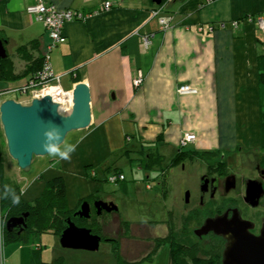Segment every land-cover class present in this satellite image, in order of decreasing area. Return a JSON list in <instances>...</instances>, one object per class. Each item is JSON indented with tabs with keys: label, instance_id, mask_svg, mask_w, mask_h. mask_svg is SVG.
<instances>
[{
	"label": "crops",
	"instance_id": "crops-1",
	"mask_svg": "<svg viewBox=\"0 0 264 264\" xmlns=\"http://www.w3.org/2000/svg\"><path fill=\"white\" fill-rule=\"evenodd\" d=\"M44 1L87 15L65 24L67 41L52 50L51 63L64 90L74 89L75 75L89 85L93 117L91 126L80 130L83 156L79 152L70 161L48 156L43 160L48 161L47 175L41 166L30 180L18 175L15 181L25 201H34L47 180L61 175L70 209L88 197L114 202L109 195L103 198L99 172L89 166L117 151H129L132 141L142 155L141 169H156L157 174L164 165L178 166L171 163L180 150L234 153L262 148L259 57L264 54V31L244 18L264 14V0H167L163 6L171 17L169 29L153 16L158 5L153 0H111L109 10H103L107 0ZM36 2L0 0V38L18 75L28 68L19 48L27 46L37 57L48 43L44 24L26 11ZM233 21L240 23L234 27ZM143 35L150 36L147 47ZM139 75L143 82L136 86ZM29 77L13 81L24 80L22 86ZM183 84L197 91L181 94ZM186 132L196 133L197 140L181 148ZM148 153L160 156L161 163L146 166ZM104 171L123 173L109 160ZM126 180L119 181L121 189H130ZM35 247L42 251L39 243Z\"/></svg>",
	"mask_w": 264,
	"mask_h": 264
},
{
	"label": "rangeland",
	"instance_id": "rangeland-1",
	"mask_svg": "<svg viewBox=\"0 0 264 264\" xmlns=\"http://www.w3.org/2000/svg\"><path fill=\"white\" fill-rule=\"evenodd\" d=\"M23 81H0V91L19 87ZM8 98L19 99L24 103H29L32 100L28 94L19 96L9 93L0 96V104ZM83 135L84 133H81L80 130H76L71 132L66 138L65 141L67 143L76 146L71 156H78L77 154L79 152L83 156L82 146L85 142L83 141L85 138H83ZM78 146L80 148L76 149ZM128 147L129 151L127 152L126 150L122 152L117 151L111 154L112 156L109 155V158L102 160L103 162H96L92 166H89L99 172L100 176L98 179L104 185L103 198L107 199L109 195L114 200V203L119 208L117 216H120L122 220L129 221L130 223L147 222L151 224L149 230L152 236H166L167 226L165 224L167 221H171L175 234L174 241L176 239V242L181 245V254H183V251L189 249L188 246L191 241L197 242L193 229L198 226L201 217V208L199 205L201 194L200 176L203 172L207 171V164L199 159L191 160L187 158L172 169L164 165V169L159 168L157 174L156 169L148 171L144 170V168L141 169L142 155L137 148L136 141L130 142ZM0 150V169H2L5 176H8L12 180L15 181L21 173L27 176L28 180L32 179L31 177L36 174L39 166H41V171L44 170V174L47 175L48 161L43 160L49 158V155L36 157V161L33 163L32 169L29 172H24L19 169L17 162L8 154L6 139L1 124ZM250 152H234L233 167L251 166L254 164L255 158L250 156ZM108 160L123 171L127 178L125 183L129 184L130 189H121L120 184L123 182L111 183L108 181L109 174L104 171V165ZM162 171V176L165 177L164 179L161 178ZM147 174L151 176L150 179H147ZM89 177L91 178L90 175ZM147 184H151V188H147ZM244 189L245 187L242 184L238 190L243 194ZM188 191L190 192V197L189 202H186V193ZM233 196L237 199L245 215L254 219V215L258 210L249 208L242 199L241 194L237 195L236 192H233ZM219 200L221 199L217 198L215 202L217 203ZM79 205L80 202L78 203ZM119 226L117 222L110 225V228L114 231H111L112 236L119 235L116 233L119 231ZM131 233L129 237L123 233L121 240L122 252L129 259L138 257L150 245L148 240L143 238L145 230L141 229L138 225L132 226ZM39 244L42 247L40 260L44 262H52L56 257L62 256L64 258V264H120L115 256L113 242L107 239L101 242L100 248L97 251L68 249L63 248L60 245V241L58 242L52 233L43 232L41 233ZM35 245L33 246L35 247ZM33 246L16 242L6 243L3 253L4 264H32L30 251ZM14 250V255L9 257V253ZM169 251V244H163L152 259L147 258L139 261L125 262L124 264H169ZM186 259L189 264H196L192 258L186 257ZM36 264L41 263L36 261Z\"/></svg>",
	"mask_w": 264,
	"mask_h": 264
},
{
	"label": "water",
	"instance_id": "water-1",
	"mask_svg": "<svg viewBox=\"0 0 264 264\" xmlns=\"http://www.w3.org/2000/svg\"><path fill=\"white\" fill-rule=\"evenodd\" d=\"M163 0H153L161 4ZM8 57L5 41L0 38V60ZM72 107L63 111L61 104L55 101L49 93L34 97L29 103L8 98L0 104V124L6 139L8 154L17 162L19 168L29 172L36 157L47 156L42 149L43 132L51 124L59 125L63 133L62 139L76 130L87 129L92 124L91 91L85 81L78 82L72 90ZM55 142V141H53ZM246 200L255 205L264 193L262 183L251 180L247 184ZM190 192L186 193L189 202ZM97 214L118 210L115 203L103 200L95 201ZM74 215L83 218L91 216L88 201L82 202ZM29 212L21 216L11 217L6 222V229L11 231L16 227L22 230L26 226ZM253 223L242 218L235 212L231 218L227 215L209 217L205 223L195 230L199 236L213 231L227 239L223 252L222 264H264V226L260 234L252 232ZM102 237L91 228L77 225L71 218L59 237L60 245L68 249H83L97 251Z\"/></svg>",
	"mask_w": 264,
	"mask_h": 264
},
{
	"label": "trees",
	"instance_id": "trees-1",
	"mask_svg": "<svg viewBox=\"0 0 264 264\" xmlns=\"http://www.w3.org/2000/svg\"><path fill=\"white\" fill-rule=\"evenodd\" d=\"M166 1L167 0H163L160 5H164ZM19 49L23 53L25 60L28 62L27 70L22 75L16 74L13 62L8 56L7 58L0 60V80H17L27 74H30L31 76L42 68L44 61L43 55L34 57L28 52L27 46H21ZM259 62L262 69L260 74L262 104L261 130L263 142L262 148H264V54L260 55ZM73 79L75 82H80L82 77L80 75H75L73 76ZM227 153V151L221 150H180L172 160L171 165L177 166L187 158L191 160L199 159L200 161L212 164L215 161L219 162V160L222 159V156ZM146 156H148L146 166H154L162 161L160 156H156L152 153H148ZM148 161H151V163H148ZM222 163L224 164L225 161ZM5 185L10 189L7 194L5 193ZM15 197H19L18 202H14ZM83 200L80 201V204ZM75 210L69 208L66 184L63 176L59 175L47 180L41 195L34 201L28 202L23 198L20 183L5 176L2 169H0V212L4 224V245L10 242L22 243L25 245L38 244L40 243L41 233L43 232H52L54 235L60 237L67 225L66 220L72 217ZM25 212H29V216L26 218V226L22 230L15 228L8 231L5 222H7L9 218L21 216ZM113 215L116 217L115 222L120 225L119 231L116 232L119 234L118 236H112V232H114L110 228L112 223L105 220V217H102L101 219L95 218L88 227L96 234H99L103 239L107 238L108 241L113 242L115 256L120 264L147 258L152 259L163 244H169V264H189L186 257L192 258L196 264H221L223 256V241L217 236L211 238L210 242L207 243L198 240L197 242L191 241L188 246L189 249L183 251V254H181V245L176 242V239L174 241L175 234L171 221H167L165 224L167 226L166 236L153 237L149 230L151 224H148L147 222L130 223L129 221L122 220L120 216H117V212ZM134 225H138L141 229L145 230L143 238L148 240L150 245L144 253L136 258L129 259L124 255V252H122L121 240L123 233L125 235L127 234L128 237L131 236L132 226ZM30 255L32 258V264H36V261L41 264H64V258L62 256L56 257L52 262L41 261V251L36 247L31 248Z\"/></svg>",
	"mask_w": 264,
	"mask_h": 264
},
{
	"label": "built area",
	"instance_id": "built-area-1",
	"mask_svg": "<svg viewBox=\"0 0 264 264\" xmlns=\"http://www.w3.org/2000/svg\"><path fill=\"white\" fill-rule=\"evenodd\" d=\"M113 6L111 0H107L103 4V10H109ZM27 13L33 16L37 21L42 22L45 26V31L48 37V43L46 46V51L43 54L44 61L42 68L32 74L26 84L15 87L8 88L0 91V96L6 94L14 95H30L31 98L40 97L45 93L52 95L55 101L61 104L63 111H69L72 107V91L64 90L61 86V76L54 72L51 63V52L52 50L65 43L67 41V36L64 32V27L67 22L73 20H84L87 15L81 10L77 9H60L53 3H47L44 0H37L36 3L30 4L26 8ZM153 16L157 17L161 27L163 29H169L171 27V17L164 13V6L157 5L153 11ZM244 21L254 24L257 28L264 31V14L250 15L244 18ZM239 21H233V26L237 27ZM202 29V28H201ZM210 31H213V26L209 27ZM142 43L144 46H148L150 43V36H141ZM143 82L142 75H139L134 83L136 86H140ZM51 91V92H49ZM178 91L181 94L196 92L197 90L189 85L183 84L179 86ZM20 101L19 99H15ZM22 102V101H21ZM197 135L194 132H186L180 141L181 148L187 147L191 143L195 142ZM125 180V175L120 172L110 174L108 181L111 183H118L119 181ZM6 223V222H5ZM3 219L0 212V264H4V236H3Z\"/></svg>",
	"mask_w": 264,
	"mask_h": 264
},
{
	"label": "flooded vegetation",
	"instance_id": "flooded-vegetation-1",
	"mask_svg": "<svg viewBox=\"0 0 264 264\" xmlns=\"http://www.w3.org/2000/svg\"><path fill=\"white\" fill-rule=\"evenodd\" d=\"M248 151H251L250 156H253L255 158V163L251 166L249 165L243 167H236L237 169L233 167V153H227L226 155L224 154L222 156V159L219 160V162L215 161L212 164H208L207 162L202 161L203 163L207 164V171L203 172L200 176L201 194L199 198V205L201 208V217L198 226L193 229V233L196 235L198 241L204 243L210 242L211 238L215 236L219 237L223 241V252L227 243L226 238L217 235L213 231L202 236H199L195 233V230L201 227L205 223L207 218L218 217L220 215H227L229 218H231L233 214L237 212L242 218L250 220L253 223L252 232L254 234H260L261 229L264 226V193L255 205H252L246 200V189L248 186L247 184L251 180L259 181L260 183H262L264 188V149L257 148ZM224 161L225 163L223 164L222 162ZM242 184L245 187L243 194L241 191L238 190L239 187L242 186ZM233 192H236L237 195L241 194L242 199L249 206V208L253 210H258V212H256L254 215V219H252L248 215H245L240 205L238 204L237 199H235V197L233 196ZM217 198L221 200L216 203L215 201L217 200ZM97 200H103L108 203H114L112 200H104L99 197H90L88 199L83 200L82 202H89L91 207V216L89 218H83L80 217V215H74L75 212L79 210L82 204L81 202V204L74 211L71 219L77 225L84 227H88L90 223L94 221L95 218L101 219L102 217H105V220L114 223L116 221V217H113V214L118 212L119 209L111 212L103 210L101 214H97V209L95 207V201ZM16 228L20 229V227ZM153 237L156 236L153 235ZM103 240L105 239H102V241Z\"/></svg>",
	"mask_w": 264,
	"mask_h": 264
},
{
	"label": "clouds",
	"instance_id": "clouds-1",
	"mask_svg": "<svg viewBox=\"0 0 264 264\" xmlns=\"http://www.w3.org/2000/svg\"><path fill=\"white\" fill-rule=\"evenodd\" d=\"M160 5V4H159ZM60 126L51 124L43 132L42 149L53 159H60L70 161L71 154L75 151V145L69 144L62 139L63 133L59 130ZM55 141V142H53ZM10 191L9 187L5 185V193ZM19 197H15L14 202H18Z\"/></svg>",
	"mask_w": 264,
	"mask_h": 264
},
{
	"label": "bare ground",
	"instance_id": "bare-ground-1",
	"mask_svg": "<svg viewBox=\"0 0 264 264\" xmlns=\"http://www.w3.org/2000/svg\"><path fill=\"white\" fill-rule=\"evenodd\" d=\"M49 92H51V91H49Z\"/></svg>",
	"mask_w": 264,
	"mask_h": 264
}]
</instances>
